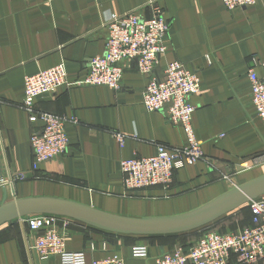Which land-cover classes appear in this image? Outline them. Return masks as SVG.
<instances>
[{"label": "crops", "instance_id": "1", "mask_svg": "<svg viewBox=\"0 0 264 264\" xmlns=\"http://www.w3.org/2000/svg\"><path fill=\"white\" fill-rule=\"evenodd\" d=\"M155 4L170 23L167 51L156 74L163 78L168 63L181 61L201 78V89L190 100L204 157L176 170L169 187L130 194L121 161L153 156L161 145L183 146L184 129L165 111L144 107L149 76L135 60L125 64L118 90L78 81L88 74L93 57L105 51L108 17L136 11L149 18ZM262 62L264 0L235 9L223 0H0V171L28 174L0 187V206L16 199L56 198L127 218L172 217L263 176L264 120L253 103L249 77L252 68L264 75ZM61 63L70 84L38 97L35 109L76 117L77 122L66 124L67 152L34 169L31 137L43 123L31 121L23 105L25 77ZM115 133L126 136L123 145ZM249 203L194 230L159 235L120 233L59 216L71 220L65 229L67 249L84 251L87 261L118 256L125 264H156L158 256L174 248L188 250L206 231L253 225ZM29 215L34 214L0 225V264H64L58 255L38 256L30 228L21 220ZM241 219L243 226L237 224ZM138 245L149 248L147 257L134 256Z\"/></svg>", "mask_w": 264, "mask_h": 264}, {"label": "built area", "instance_id": "2", "mask_svg": "<svg viewBox=\"0 0 264 264\" xmlns=\"http://www.w3.org/2000/svg\"><path fill=\"white\" fill-rule=\"evenodd\" d=\"M228 9L248 7L257 0H223ZM107 39L105 51L93 57L88 74L79 84L108 86L120 89L125 64L135 60L141 73L149 76L143 92V105L150 111H165L169 120L183 127L187 142L180 147H158L155 155L123 159L121 169L125 175L127 193L149 187H169L175 171L204 157L202 143L195 134L193 113L196 106L191 96L201 89L197 70L181 61L167 64L164 77L156 74V67L167 51L165 38L170 23L161 6L155 4L152 16L142 18L136 11L112 13L105 21ZM210 60V57L208 56ZM264 67V62L260 63ZM252 100L258 115L264 120V75L255 68L249 72ZM67 69L63 63L43 69L25 77L24 107L30 112V120H40L43 128L32 135L34 153L33 168L58 158L69 148L66 124L77 122L76 117H66L45 111H37L38 97L55 92L62 85H69ZM124 144L126 136L115 133ZM28 178L24 172L4 175L0 171V187H9L15 181ZM253 225L230 232L206 231L192 243L188 250L177 247L156 258V264H253L264 260V198L250 200ZM30 228L32 247L42 259L58 255L64 264H125L118 256L87 261L84 251H70L66 247V227L70 219L56 214H34L21 219ZM136 257H147L149 248L135 246Z\"/></svg>", "mask_w": 264, "mask_h": 264}, {"label": "water", "instance_id": "3", "mask_svg": "<svg viewBox=\"0 0 264 264\" xmlns=\"http://www.w3.org/2000/svg\"><path fill=\"white\" fill-rule=\"evenodd\" d=\"M264 194V175L244 183L189 213L142 219L113 215L78 202L56 198L16 199L0 206V225L20 216L50 213L68 216L120 233L172 234L194 230Z\"/></svg>", "mask_w": 264, "mask_h": 264}, {"label": "rangeland", "instance_id": "4", "mask_svg": "<svg viewBox=\"0 0 264 264\" xmlns=\"http://www.w3.org/2000/svg\"><path fill=\"white\" fill-rule=\"evenodd\" d=\"M248 209V208H247ZM246 209V210H247ZM248 211H245V212H243V215H244V217H247L248 216ZM244 220L243 219H241V220H239V222L237 223V224H240L241 226H243V224H244ZM218 230H219V228H217ZM221 230V229H220Z\"/></svg>", "mask_w": 264, "mask_h": 264}]
</instances>
